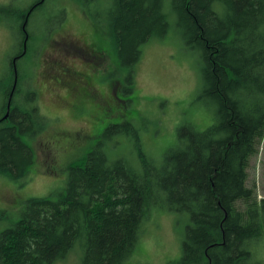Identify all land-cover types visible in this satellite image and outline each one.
<instances>
[{"label": "trees", "instance_id": "16d2710c", "mask_svg": "<svg viewBox=\"0 0 264 264\" xmlns=\"http://www.w3.org/2000/svg\"><path fill=\"white\" fill-rule=\"evenodd\" d=\"M39 1L21 10L22 21L45 0ZM106 3L118 62L129 80L142 44L161 38L174 16L201 49L197 100L210 103V121L201 129L181 123L175 143L159 159L144 152L141 129L131 121L107 123L103 140L69 168L65 190L55 198H29L19 218L0 232V264H57L71 251L81 252L80 264H124L144 232L143 221L164 209L188 217L181 255L167 264H264V197L249 182L251 161L264 142V0ZM59 10L55 24L64 19ZM0 11L10 12L3 5ZM19 27L16 54L23 57L24 42L28 49L32 39ZM16 63L13 83L3 90L2 116L10 96L11 105L0 117V176L20 181L35 159L24 137L35 138L50 118L39 108L27 68ZM24 83L31 90L26 98L20 95ZM118 135L130 150L111 158L122 144ZM262 167L264 172V160Z\"/></svg>", "mask_w": 264, "mask_h": 264}, {"label": "rangeland", "instance_id": "374dc122", "mask_svg": "<svg viewBox=\"0 0 264 264\" xmlns=\"http://www.w3.org/2000/svg\"><path fill=\"white\" fill-rule=\"evenodd\" d=\"M33 1L0 0V5L9 7L10 11H0V117L6 114L2 116L3 90L13 83L12 61L22 47L21 26V31L32 40L28 49L25 43V54L16 64L21 70L27 68L35 79L32 85L36 87L38 105L50 118V125L35 138L24 137L35 154L29 175L20 181L0 176V232L19 218L29 198L46 195L55 198L58 192L65 190L69 168L83 163L87 152L103 140L101 132L107 123L131 121L141 129L144 152L159 159L175 143L181 123L192 121L201 129L210 121L206 109V104L210 103L197 100L202 75L201 49L176 25L173 15L170 14L169 27L161 38L154 37L142 44L140 58L129 80L126 68L118 62L106 0H82L84 6L79 0H45L29 19L27 17L23 28L25 20L20 19L19 13ZM60 7L65 11L64 19L55 24L60 17ZM89 45L96 46L105 57L103 67L106 68L98 85L95 77L99 71L92 67L93 71L89 70L70 49L76 46L87 50L85 46ZM50 63L80 70L82 74L90 73L88 82L96 84L98 96H86L83 85H74L76 82L71 80L68 81L69 86L73 84L71 94L60 85H53L55 90L52 91L49 84L40 81L43 70ZM20 87L21 97L26 98V92L31 91L29 83ZM15 101L19 103L20 96ZM60 133L63 135L56 148V162H51L41 149L42 141L57 138ZM115 138L122 144L111 150V158L130 150L126 139L119 135ZM263 160L264 142L249 168V182L254 181L259 198L264 197ZM187 223L184 213L153 210L143 221L144 232L124 264H167L178 259ZM80 258V251H71L57 264H80Z\"/></svg>", "mask_w": 264, "mask_h": 264}, {"label": "flooded vegetation", "instance_id": "af4514ba", "mask_svg": "<svg viewBox=\"0 0 264 264\" xmlns=\"http://www.w3.org/2000/svg\"><path fill=\"white\" fill-rule=\"evenodd\" d=\"M58 43H60V41ZM80 48H82V47H76L75 46V47H71L70 49L73 50L74 57L76 59L80 58L81 59L80 61L84 65L89 67V70H91V67H92V68L99 71L100 74L97 77H95V80H97V85H98L100 80H101V75L106 68V67L105 68L103 67L105 65L104 54L101 50L96 48V46L95 47L91 46V45L85 46V48H88L87 50L86 49L81 50ZM70 55L71 54L69 53L68 56H70ZM77 56H78V58H77ZM20 57H21V54H16V56L13 58V61H12V69L13 70H14L16 61ZM54 64L50 63L49 65H47L46 68L43 70L41 76H40V78H41L40 81H43V82L49 84L52 91L55 90V88L52 87L53 85H55V86L60 85V86H65L71 94L72 91L74 90V89H72V87H70L73 84L69 83L70 86L68 85V81L71 80L73 82H76V83H74V85H78L77 83H80L83 85V90H84V93L86 96H92V97L98 96V90L96 88V84L95 83L89 84V82H88L90 73L89 74L88 73L82 74V73H79L80 70H75V69L69 68V67L64 66V65L56 67ZM91 71H93V70H91ZM14 72H15V70L13 71V73ZM34 80L35 79L32 78V84L33 85H35ZM35 89H36V87H35ZM49 125H47V127ZM45 129L42 132H44ZM62 135L63 134L60 133L57 138H54V139H47L46 138L47 139L46 141L45 140L42 141V148L41 149L45 153V157L50 158L51 162H56V148H57L59 141L61 140Z\"/></svg>", "mask_w": 264, "mask_h": 264}, {"label": "water", "instance_id": "95a60500", "mask_svg": "<svg viewBox=\"0 0 264 264\" xmlns=\"http://www.w3.org/2000/svg\"><path fill=\"white\" fill-rule=\"evenodd\" d=\"M41 2H43V0H40L38 3H41ZM26 21H27V17H26V19H25V23H24L23 28L25 27ZM26 39H27V35H26V37H25V40H26ZM24 52H25V42H24V45H23V53H24ZM14 69H15V67H14ZM15 81H16V75H15ZM15 81H14V83H15ZM10 97H11V96H10ZM10 97H9L8 103H7V105H6V114L4 115L3 118H6L7 115H8V111H9V109H10Z\"/></svg>", "mask_w": 264, "mask_h": 264}]
</instances>
